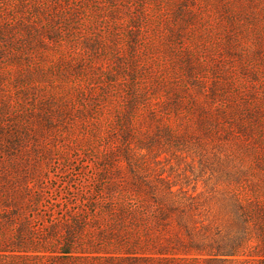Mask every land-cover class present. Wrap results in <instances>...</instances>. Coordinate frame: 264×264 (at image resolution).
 Wrapping results in <instances>:
<instances>
[{
  "label": "trees",
  "instance_id": "1",
  "mask_svg": "<svg viewBox=\"0 0 264 264\" xmlns=\"http://www.w3.org/2000/svg\"><path fill=\"white\" fill-rule=\"evenodd\" d=\"M189 1L0 0V264H264V96Z\"/></svg>",
  "mask_w": 264,
  "mask_h": 264
},
{
  "label": "rangeland",
  "instance_id": "2",
  "mask_svg": "<svg viewBox=\"0 0 264 264\" xmlns=\"http://www.w3.org/2000/svg\"><path fill=\"white\" fill-rule=\"evenodd\" d=\"M189 6L193 20L187 28L186 48L194 57L200 56L199 62L207 60L209 79L214 78L215 65L224 68L229 63V78L237 86L250 95L264 96V69L258 67L253 80L251 75L243 76L238 61L244 56L245 64L249 60L259 63L256 50L264 46V40L260 41L264 37V0H193ZM45 44L49 47L52 42L46 40ZM232 47L234 57L228 53Z\"/></svg>",
  "mask_w": 264,
  "mask_h": 264
}]
</instances>
